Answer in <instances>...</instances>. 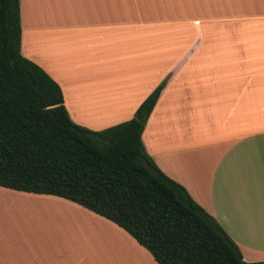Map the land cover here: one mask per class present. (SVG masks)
<instances>
[{
    "label": "crops",
    "instance_id": "obj_1",
    "mask_svg": "<svg viewBox=\"0 0 264 264\" xmlns=\"http://www.w3.org/2000/svg\"><path fill=\"white\" fill-rule=\"evenodd\" d=\"M19 21L21 55L58 84L78 125L131 118L163 82L146 153L244 261H264V0H19ZM16 200L43 207L16 218ZM0 264L157 263L72 201L0 186Z\"/></svg>",
    "mask_w": 264,
    "mask_h": 264
},
{
    "label": "trees",
    "instance_id": "obj_2",
    "mask_svg": "<svg viewBox=\"0 0 264 264\" xmlns=\"http://www.w3.org/2000/svg\"><path fill=\"white\" fill-rule=\"evenodd\" d=\"M19 0H0V186L72 201L113 222L157 264L247 262L216 220L146 153L141 132L163 86L133 116L92 130L58 84L21 55Z\"/></svg>",
    "mask_w": 264,
    "mask_h": 264
},
{
    "label": "rangeland",
    "instance_id": "obj_3",
    "mask_svg": "<svg viewBox=\"0 0 264 264\" xmlns=\"http://www.w3.org/2000/svg\"><path fill=\"white\" fill-rule=\"evenodd\" d=\"M22 207H24V212L22 211ZM43 205H39L38 203L35 202H25V203H21L18 202V200H16L15 203V217L17 218V215H20L21 217L24 216V214H31L32 216L35 215V212L37 209L42 208ZM18 220V219H16Z\"/></svg>",
    "mask_w": 264,
    "mask_h": 264
}]
</instances>
